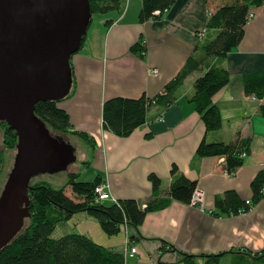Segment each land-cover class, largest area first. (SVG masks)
Segmentation results:
<instances>
[{"label": "crops", "instance_id": "crops-1", "mask_svg": "<svg viewBox=\"0 0 264 264\" xmlns=\"http://www.w3.org/2000/svg\"><path fill=\"white\" fill-rule=\"evenodd\" d=\"M223 3L176 0L160 19L140 23L142 0H124L120 14L94 17L84 43L70 59L69 95L58 104L68 115L73 130L90 139L83 150L86 159L71 172L79 173V179L83 177L86 182L99 177L110 196L107 203L145 202L151 195L148 176L156 175L162 189H166L172 180L170 170L176 167L203 192L202 207L173 201L164 210L148 213L137 230L123 227L113 237L106 236L94 219L81 213L64 223L61 235H85L123 255L132 238L129 246L136 253L133 257L124 255L125 264H184L181 253L195 256L193 264H205L200 255L264 250V199L247 213L219 218L210 214L215 198L227 191H234L243 201L250 200V183L264 167V118L258 114L264 97L252 101L242 87L245 74L264 71V8L251 11L241 42L221 61L230 81L213 97L222 119L216 134L206 136L204 124L189 101L193 84L208 70V62L185 80L171 106L149 108L145 124L128 137H117L102 125L105 100L142 96L152 99L162 92L182 70L195 46L214 36L213 30L202 34L210 13ZM107 21H111L108 26ZM138 41L144 45L143 58L131 52ZM3 137L0 129V178L8 163L7 155L11 154ZM204 138L224 143L249 138L250 153L230 175L222 158H195L196 148ZM74 156L76 162V150ZM7 167L10 169V164ZM232 260L231 255H226L218 264H231Z\"/></svg>", "mask_w": 264, "mask_h": 264}, {"label": "trees", "instance_id": "trees-1", "mask_svg": "<svg viewBox=\"0 0 264 264\" xmlns=\"http://www.w3.org/2000/svg\"><path fill=\"white\" fill-rule=\"evenodd\" d=\"M223 1L215 12L210 13L206 30L202 34L204 36L205 32L213 30L214 36L195 46L194 53L190 55L182 70L165 85L160 94L152 99L144 96L137 99L114 97L104 101V129L117 137H128L145 124L149 108L156 106L164 109L171 106L185 80L200 70L205 62H208L209 68L195 80L189 101L204 124L206 136L216 134L221 129L222 119L220 111L213 103V97L230 81L229 73L221 65V61L241 42L251 11L264 8V0ZM175 2L176 0H142L138 21L145 23L160 19ZM123 6L124 0H89L90 23L93 16L120 14ZM156 12L158 14H155ZM109 24L111 21L105 23L106 26ZM85 38L86 34L81 39V46ZM142 44L138 41L131 48V52L141 58L145 52ZM242 87L246 96L261 100L264 97V71L245 74L242 77ZM58 104L59 102L55 101L39 102L34 108L35 116L44 123L49 134L60 143L68 144L64 137L73 136L90 142L86 134L73 130L68 115ZM258 114L264 118V105L259 106ZM0 129L3 131L4 145L16 153L15 131L2 121ZM243 153L246 157L250 153L249 138H238L232 143H224L221 140L207 142L204 138L196 148L195 158H222L224 169L231 175L245 160ZM170 173L172 180L166 189H162V181L156 175L148 176L151 195L145 202H98L94 189L101 184V179L97 177L90 182L81 181L77 172L67 171L63 186L58 189L44 182L29 183V217L24 220L21 231L0 250V264H125L123 254L108 250L85 235L72 233L54 237L53 234L59 224L83 213L94 219L106 236L113 237L119 234L123 227L137 230L148 213L164 210L173 201L188 204L196 189V183L178 173L176 167H172ZM250 189L252 196L248 201L241 200L234 191L217 196L210 214L219 218L247 213L264 199V167L254 176ZM67 191L70 194H66ZM131 241L132 238L128 241L129 245ZM170 249L176 251L173 247ZM181 255L184 264H193L195 256L183 253ZM226 255L233 257L231 264H264V250L255 253L235 250L217 255H200V258L204 259L205 264H218Z\"/></svg>", "mask_w": 264, "mask_h": 264}, {"label": "water", "instance_id": "water-1", "mask_svg": "<svg viewBox=\"0 0 264 264\" xmlns=\"http://www.w3.org/2000/svg\"><path fill=\"white\" fill-rule=\"evenodd\" d=\"M90 18L89 0H0V121L17 135L13 167L0 192V250L29 217L31 177L75 161L72 146L54 139L34 108L69 94L70 59Z\"/></svg>", "mask_w": 264, "mask_h": 264}, {"label": "rangeland", "instance_id": "rangeland-1", "mask_svg": "<svg viewBox=\"0 0 264 264\" xmlns=\"http://www.w3.org/2000/svg\"><path fill=\"white\" fill-rule=\"evenodd\" d=\"M93 16L92 19H94ZM250 97V96H248ZM65 141L73 147L74 150H76V157L78 158L76 162L73 163H69L66 166V169L61 170V169H56L55 171H47V172H40L35 174L34 176L31 177L30 179V184H36V183H47L50 184L53 188L58 189L61 188L63 186V183L66 179V174L67 171L71 172V171H76L79 169V162H82L83 158L84 160L86 159L85 154L83 153V150L85 148V146L87 145L85 142H83L81 139L77 138V137H64ZM11 154H8V163L7 165L10 164V169H8L7 165H4L5 167V171L2 173L3 177L0 178V186H2L0 189L2 190V188L4 187V184L7 180V175L10 173L9 170L12 169L13 167V163H14V158H15V150L11 149L10 150ZM83 171V170H80ZM79 180H83V177H81ZM66 194H70L69 191L66 192ZM64 223L59 224L53 234L54 237H60L61 235V231L62 229L65 227L63 226Z\"/></svg>", "mask_w": 264, "mask_h": 264}, {"label": "built area", "instance_id": "built-area-1", "mask_svg": "<svg viewBox=\"0 0 264 264\" xmlns=\"http://www.w3.org/2000/svg\"><path fill=\"white\" fill-rule=\"evenodd\" d=\"M155 14H158V12H156ZM251 17H252V14H249L248 19L250 20ZM152 73H156V70H153ZM249 99L252 101H256V98L254 96H250ZM242 157L243 158L246 157V154L243 153ZM221 161H223V159H221ZM94 193L96 195V201H98V202L107 201L110 198V196L106 192L103 184H100L97 187H95ZM188 205H190L192 207L201 208L203 205V192L198 190V189H195ZM135 253H136V249L133 247H130L129 243H128V246L124 250V255L129 256V257H133Z\"/></svg>", "mask_w": 264, "mask_h": 264}]
</instances>
